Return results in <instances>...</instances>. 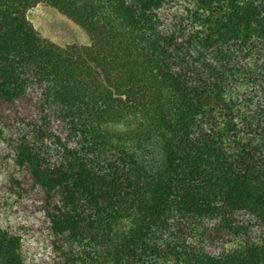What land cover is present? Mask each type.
<instances>
[{"label": "trees", "instance_id": "1", "mask_svg": "<svg viewBox=\"0 0 264 264\" xmlns=\"http://www.w3.org/2000/svg\"><path fill=\"white\" fill-rule=\"evenodd\" d=\"M0 264H264V0H0Z\"/></svg>", "mask_w": 264, "mask_h": 264}, {"label": "rangeland", "instance_id": "2", "mask_svg": "<svg viewBox=\"0 0 264 264\" xmlns=\"http://www.w3.org/2000/svg\"><path fill=\"white\" fill-rule=\"evenodd\" d=\"M27 18L42 38L62 48L92 44L91 38L82 27L46 3L30 9Z\"/></svg>", "mask_w": 264, "mask_h": 264}]
</instances>
